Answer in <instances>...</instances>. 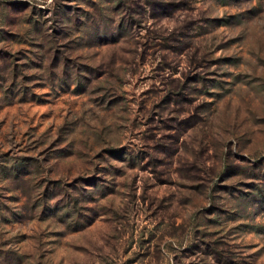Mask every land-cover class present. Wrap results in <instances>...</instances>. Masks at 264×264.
<instances>
[{
    "label": "rangeland",
    "instance_id": "1",
    "mask_svg": "<svg viewBox=\"0 0 264 264\" xmlns=\"http://www.w3.org/2000/svg\"><path fill=\"white\" fill-rule=\"evenodd\" d=\"M0 264H264V0H0Z\"/></svg>",
    "mask_w": 264,
    "mask_h": 264
}]
</instances>
